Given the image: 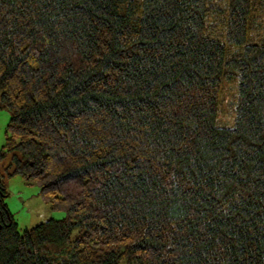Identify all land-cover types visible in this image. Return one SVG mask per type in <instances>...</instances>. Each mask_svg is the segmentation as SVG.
<instances>
[{
  "label": "trees",
  "instance_id": "16d2710c",
  "mask_svg": "<svg viewBox=\"0 0 264 264\" xmlns=\"http://www.w3.org/2000/svg\"><path fill=\"white\" fill-rule=\"evenodd\" d=\"M215 1L0 0V264H264V0Z\"/></svg>",
  "mask_w": 264,
  "mask_h": 264
},
{
  "label": "rangeland",
  "instance_id": "374dc122",
  "mask_svg": "<svg viewBox=\"0 0 264 264\" xmlns=\"http://www.w3.org/2000/svg\"><path fill=\"white\" fill-rule=\"evenodd\" d=\"M215 4L223 9L227 2L216 0ZM262 13L264 10L261 9L260 14ZM260 14L258 11L254 12L253 20H251L250 37H258L261 34V27H264V14ZM213 27L219 29L216 24ZM238 86L239 81L235 76L223 81L220 93L219 126L232 128L235 124ZM1 95L0 92V151L5 145L6 131L11 119L9 111L3 108L1 104ZM7 182L9 197L6 199V203L18 224L20 233L49 220H61L66 217L65 211L53 210L51 205L45 202L38 184H30L22 176L12 177Z\"/></svg>",
  "mask_w": 264,
  "mask_h": 264
}]
</instances>
